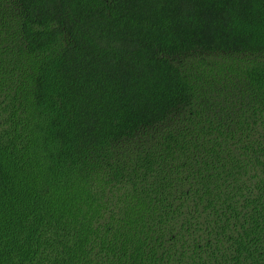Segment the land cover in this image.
Returning <instances> with one entry per match:
<instances>
[{
    "label": "trees",
    "instance_id": "trees-1",
    "mask_svg": "<svg viewBox=\"0 0 264 264\" xmlns=\"http://www.w3.org/2000/svg\"><path fill=\"white\" fill-rule=\"evenodd\" d=\"M0 264H264V0H0Z\"/></svg>",
    "mask_w": 264,
    "mask_h": 264
}]
</instances>
